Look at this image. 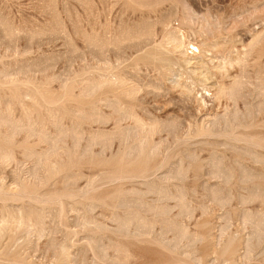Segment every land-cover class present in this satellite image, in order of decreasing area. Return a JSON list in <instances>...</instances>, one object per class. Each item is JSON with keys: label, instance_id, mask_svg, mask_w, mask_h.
Returning <instances> with one entry per match:
<instances>
[{"label": "rangeland", "instance_id": "obj_1", "mask_svg": "<svg viewBox=\"0 0 264 264\" xmlns=\"http://www.w3.org/2000/svg\"><path fill=\"white\" fill-rule=\"evenodd\" d=\"M0 264H264V0H0Z\"/></svg>", "mask_w": 264, "mask_h": 264}, {"label": "bare ground", "instance_id": "obj_2", "mask_svg": "<svg viewBox=\"0 0 264 264\" xmlns=\"http://www.w3.org/2000/svg\"><path fill=\"white\" fill-rule=\"evenodd\" d=\"M164 24V23H163ZM163 27V26H162Z\"/></svg>", "mask_w": 264, "mask_h": 264}]
</instances>
